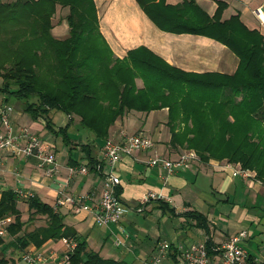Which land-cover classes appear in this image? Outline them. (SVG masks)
Here are the masks:
<instances>
[{"label":"crops","instance_id":"obj_1","mask_svg":"<svg viewBox=\"0 0 264 264\" xmlns=\"http://www.w3.org/2000/svg\"><path fill=\"white\" fill-rule=\"evenodd\" d=\"M93 1L99 31L115 58H123L129 50L142 46L185 72L232 74L237 68V56L223 43L204 34L161 28L144 10L142 1L169 19L189 25L191 22L199 24L204 16H213L218 2H224L226 7L221 12V20L238 15L239 21L248 30L258 31L264 41V0ZM258 8L261 10L260 18L254 13ZM63 11L66 13L67 9L60 5L56 7L55 14L59 12V39L68 34L67 24L61 18ZM135 81L137 87H142L140 78ZM3 104L13 107L10 118L15 128L27 127L41 137L46 148L56 152L57 168L54 174L47 175L43 168L37 166L35 157L21 158L9 151H0V196L3 191L17 188L54 206L60 191L69 195L90 191L92 198L87 204L95 205L110 170L102 157L104 143L112 139L118 141L128 134L146 135L153 140L154 145L150 149L123 155L115 165V173L119 177L118 195L127 208L117 224L97 225L93 213L87 209L76 212L68 205L56 209L63 214L65 224L72 226L86 241L87 250L97 252L104 259L127 264H151L158 240L166 239L170 248L168 258L162 264H173L180 249L209 236L212 247L208 254L217 259L220 252L216 245L247 229L249 237L244 241V247L248 259L244 264H264V184L256 179L255 174L248 180L231 176V172L219 167L221 162L215 159L207 162L193 160L188 168L176 169L169 174L159 165L147 164L151 156L176 158L184 150L169 144L170 132L162 123L164 118H161L167 114L164 108L150 112L129 110L109 127L105 141L95 142L92 134L80 127L76 115L69 118L64 112L51 109L45 117L51 125L47 127L23 111V101L14 97L5 101L0 92V108ZM64 126L70 138L68 145L57 132ZM87 142L93 145L89 149L93 157L91 162L80 148V144ZM76 164L86 166L87 173L70 176L69 169ZM147 192L159 197L141 203ZM26 200L24 197L17 199L22 228L16 234L6 230L0 235V264H27L20 258L23 251L42 252L45 261L41 264H59L65 250L64 237L49 239L41 245L30 241L21 247L19 238L44 224L41 215L28 220ZM4 217L7 224L15 220L14 215ZM120 228L124 232L121 233ZM115 236L120 237L122 244L115 246Z\"/></svg>","mask_w":264,"mask_h":264},{"label":"trees","instance_id":"obj_2","mask_svg":"<svg viewBox=\"0 0 264 264\" xmlns=\"http://www.w3.org/2000/svg\"><path fill=\"white\" fill-rule=\"evenodd\" d=\"M58 5L67 9L68 34L61 39L51 33ZM142 5L163 29L204 34L223 43L238 58L236 70L232 74L185 72L142 46L115 58L99 31L93 0H5L0 1V92L5 101L9 97L23 101V111L47 127L51 125L45 117L51 109L76 115L95 142L105 141L109 127L129 110L166 107L171 146L192 148L203 162L239 161L264 184L263 37L248 30L238 15L221 20L224 2H218L213 16L190 25L169 19L143 1ZM136 77L142 87L136 86ZM57 132L70 144L66 126ZM90 143L80 144L89 162L93 159ZM18 198L13 190L0 196V218L15 217L6 225L12 234L23 225ZM26 199L28 220L41 215L44 224L21 236V247L30 241L41 245L64 237L76 243L69 264H127L87 250L86 241L65 224L61 212L38 196ZM211 243L206 242L207 253Z\"/></svg>","mask_w":264,"mask_h":264},{"label":"built area","instance_id":"obj_3","mask_svg":"<svg viewBox=\"0 0 264 264\" xmlns=\"http://www.w3.org/2000/svg\"><path fill=\"white\" fill-rule=\"evenodd\" d=\"M256 11H254L255 15L260 18L261 10L258 8ZM12 110L13 107L10 104H3L0 108V151H9L21 158L33 156L37 160V166L43 168L47 175L54 174L57 168L56 152L53 149L46 148L41 137L31 132L27 127L15 128L10 118ZM152 143L153 141L149 136L138 134L125 136L121 142L107 140L102 147V157L106 160L110 170L103 181L97 203L95 205L87 204V201L92 198L90 191L76 195L62 194L60 191V196L56 198L53 208L56 210L62 205H68L76 212L87 209L93 213L97 225L117 224L127 208L119 200L116 193L119 177L115 173L114 167L123 155L150 149ZM196 158L198 159L195 151H182L173 160H166L156 155L149 158L147 164L150 166L159 165L166 171V174H169L176 169L188 168ZM219 167L229 170L231 176H240L245 180L254 176L252 171L234 162L224 161L219 163ZM85 173H87L86 166H72L69 169L70 176ZM13 192L17 197L28 198L32 196L31 193L17 188ZM157 197H159L157 194L147 192L141 198V203H146ZM165 199L168 202L170 201L168 198ZM7 223L6 217L0 218V235L6 232ZM120 229L121 233L124 232L123 228ZM248 237L249 231L242 229L237 234L220 241L215 247L219 250L220 256L215 259L207 253L206 242L209 240V236H206L200 242L180 249L178 258L173 264H244L248 259L244 241ZM114 244L115 246L122 244L119 236H115ZM75 245L73 239H65V250L61 255L59 264H69V256ZM169 248L168 240H158L151 264H162L168 258ZM20 258L27 264H41L45 261V255L42 252L23 251Z\"/></svg>","mask_w":264,"mask_h":264},{"label":"rangeland","instance_id":"obj_4","mask_svg":"<svg viewBox=\"0 0 264 264\" xmlns=\"http://www.w3.org/2000/svg\"><path fill=\"white\" fill-rule=\"evenodd\" d=\"M1 1V0H0ZM3 1H5V0H3ZM58 10H59V8H58ZM65 13V11H63L61 14H62V16H61V14H60V16H61V18H63L64 19V14ZM52 23H53V28L51 29V33H52V35L54 36V37H56V38H59V12L58 13H56V14H54V16H53V20H52ZM136 78H139V77H136ZM135 78V79H136ZM141 79V78H140ZM0 81H1V79H0ZM135 84H136V81H135ZM142 85H143V83H142ZM163 109V108H162ZM164 110L167 112V108L165 107L164 108ZM164 116V117H163ZM161 118H164V120H165V122H162L163 124H166V122H167V114L166 115H163ZM163 120V121H164ZM167 125V124H166ZM128 135H132V134H128ZM128 135H124V136H122L121 137V139L120 140H113L112 139V141H115V142H121L122 140H123V138L125 137V136H128ZM138 135H140V134H138ZM153 141V140H152ZM154 145V142L152 143V146ZM151 146V147H152ZM180 148H182V149H184L183 151H195L194 149H192V148H187V147H184V146H179ZM178 147V148H179ZM197 154V153H196ZM154 156H156V155H154ZM154 156H151L150 158H152V157H154ZM157 156H160V155H157ZM161 158H163V159H166V160H173V159H175V158H170V156H167V157H163V156H160ZM197 157H198V155H197ZM149 159V158H148ZM195 160H197V158L195 159ZM228 159H221V160H219L220 162H224V161H227ZM148 161V160H147ZM234 163H236L237 165H240L241 167H243L242 166V164L239 162V161H233ZM115 168V167H114ZM248 169V168H247ZM115 170V169H114ZM248 170H250V171H252L251 169H248ZM254 174H255V172L254 171H252ZM118 198H119V200L121 201V199H120V197H119V195H118ZM124 205V204H123ZM40 219H44L43 217H41Z\"/></svg>","mask_w":264,"mask_h":264},{"label":"water","instance_id":"obj_5","mask_svg":"<svg viewBox=\"0 0 264 264\" xmlns=\"http://www.w3.org/2000/svg\"><path fill=\"white\" fill-rule=\"evenodd\" d=\"M39 120H41L40 118H39ZM42 122H44L43 120H41Z\"/></svg>","mask_w":264,"mask_h":264}]
</instances>
